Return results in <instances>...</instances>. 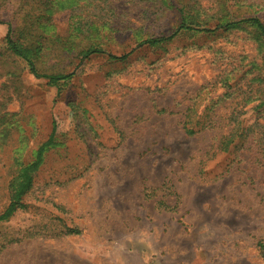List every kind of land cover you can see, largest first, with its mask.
<instances>
[{"label": "rangeland", "instance_id": "1", "mask_svg": "<svg viewBox=\"0 0 264 264\" xmlns=\"http://www.w3.org/2000/svg\"><path fill=\"white\" fill-rule=\"evenodd\" d=\"M253 17L264 26V0H0V212L13 160L56 125L25 207L0 221V264H264ZM78 18L93 24L80 38ZM9 25L39 73L71 76L31 74ZM91 46L103 52L81 58Z\"/></svg>", "mask_w": 264, "mask_h": 264}, {"label": "trees", "instance_id": "2", "mask_svg": "<svg viewBox=\"0 0 264 264\" xmlns=\"http://www.w3.org/2000/svg\"><path fill=\"white\" fill-rule=\"evenodd\" d=\"M78 4V3H77ZM47 6L46 3H42V9H44ZM51 20V17H49ZM242 21H247L251 25L255 26L261 35L264 37V26L262 22L258 18H248L243 19ZM76 25L74 26V34L77 38H80L81 36L85 35V32L90 29V27L93 25L92 23H89L88 21L83 22L82 18H78L76 20ZM230 23H227L226 25H229ZM10 26V25H9ZM29 26L31 28L35 27L37 30H40V24L36 22L35 16L34 19H29ZM180 29H193L191 26L186 24L185 22H182L177 28V31ZM11 30V31H10ZM52 30V28H51ZM200 31H211L207 28H202ZM12 29L11 26L4 37V42L9 49V51L14 54L15 56L23 59L30 71L31 74H33L35 77H42L48 80V84L55 85L59 80L62 79H68L71 74H48V73H39L37 70V67L35 65L36 59L35 56L32 55L31 49L27 48L25 44L23 43H16L12 36ZM175 33V32H174ZM167 37H156V38H145L142 41L139 42L140 45H147V46H155L157 44H160L169 38H171L173 35ZM44 32L41 30L39 31V36L41 37ZM97 45V44H96ZM82 52V51H81ZM103 50L100 48H96L95 46H91L87 49H85L81 53V58H87L91 54H98L102 53ZM109 58L111 59H121L124 58V56H115L113 54H108ZM56 125L53 123L52 126V132L48 139L43 142L34 152L33 159H31L28 162H22L19 159L13 160V163L10 167V174L11 177L8 181V202L7 205L4 207V209L0 212V221L8 219L12 214L19 210L23 209L25 207V204L23 203L22 199L23 196L30 190L33 184V175L34 171L38 169V167L41 165L43 161V153L54 143L53 142V135L55 134ZM194 128L187 127L186 131L188 133L194 132ZM233 135H228L224 138V140L220 143L221 150L225 151L228 149V146L233 142ZM67 234H76L79 233V230L76 228H68L66 230Z\"/></svg>", "mask_w": 264, "mask_h": 264}]
</instances>
